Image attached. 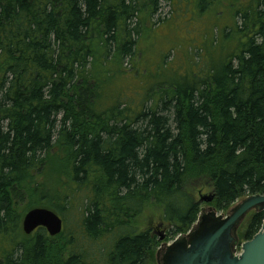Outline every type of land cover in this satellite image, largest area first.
<instances>
[{
  "label": "trees",
  "instance_id": "trees-1",
  "mask_svg": "<svg viewBox=\"0 0 264 264\" xmlns=\"http://www.w3.org/2000/svg\"><path fill=\"white\" fill-rule=\"evenodd\" d=\"M212 1L230 18L210 22L216 65L196 49L183 84L134 112L103 103L100 84L139 57L138 13L160 0H0V264H146L159 242L132 219L147 207L173 239L198 219L194 190L218 212L264 194V0ZM33 207L61 233L23 234Z\"/></svg>",
  "mask_w": 264,
  "mask_h": 264
},
{
  "label": "rangeland",
  "instance_id": "rangeland-1",
  "mask_svg": "<svg viewBox=\"0 0 264 264\" xmlns=\"http://www.w3.org/2000/svg\"><path fill=\"white\" fill-rule=\"evenodd\" d=\"M212 3V0H160L159 10L153 17L148 18L146 12L138 13V16L145 18L146 23L138 41L140 55L132 61L125 60L123 64L125 74L114 73L110 80L100 84L102 102L113 105L121 101L123 105L120 108L134 112L141 110L143 105L146 107L156 105L158 103L156 93L168 94L170 85H173V88L181 86L189 72L195 69L190 58L196 53V49L203 50L200 57L206 68L215 66L220 50L219 46L208 44L207 34H210L212 27L210 22L217 21L219 28H222L230 23V18L224 15L223 20L218 19L222 16L221 12L215 14L218 8ZM203 11L206 12L202 14ZM150 24L152 27H149ZM210 37L212 39L211 35ZM162 113L171 117L168 111ZM210 192V190L198 189L194 190V195L198 199L200 195H209ZM244 198H238L223 212L215 211L209 206V202H203L199 216L208 211L223 217L227 216ZM254 212H256L254 209L248 211L238 223L235 229L236 240L231 245L233 253L241 251V244L244 241L240 234L246 229ZM71 219L74 222L73 214L66 220L67 228L72 225ZM132 222L137 229L149 231L150 235L157 237L159 242L158 247L147 255L146 264H162L161 257L165 246L175 239L187 236L196 225V223L193 225L191 231L168 239L169 226L162 221L160 213L152 207H147L141 214L134 216ZM161 236L164 238L160 239Z\"/></svg>",
  "mask_w": 264,
  "mask_h": 264
},
{
  "label": "water",
  "instance_id": "water-1",
  "mask_svg": "<svg viewBox=\"0 0 264 264\" xmlns=\"http://www.w3.org/2000/svg\"><path fill=\"white\" fill-rule=\"evenodd\" d=\"M212 197V193L202 194L198 200L208 203ZM252 209L264 211V194L245 197L224 217L213 211L202 213L191 233L165 246L162 264H264V220L259 231L242 242L239 254H234L231 249L238 223ZM38 227L45 228L48 235L54 237L61 233L63 221L51 209L33 207L23 216L22 231L30 235Z\"/></svg>",
  "mask_w": 264,
  "mask_h": 264
},
{
  "label": "bare ground",
  "instance_id": "bare-ground-1",
  "mask_svg": "<svg viewBox=\"0 0 264 264\" xmlns=\"http://www.w3.org/2000/svg\"><path fill=\"white\" fill-rule=\"evenodd\" d=\"M41 228V227H40ZM38 229V228H37Z\"/></svg>",
  "mask_w": 264,
  "mask_h": 264
}]
</instances>
